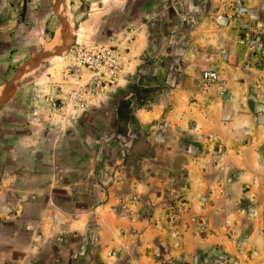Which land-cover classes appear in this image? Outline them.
I'll list each match as a JSON object with an SVG mask.
<instances>
[{
	"label": "crops",
	"instance_id": "crops-1",
	"mask_svg": "<svg viewBox=\"0 0 264 264\" xmlns=\"http://www.w3.org/2000/svg\"><path fill=\"white\" fill-rule=\"evenodd\" d=\"M227 1L166 0L54 129L19 63L0 82V264H264V0Z\"/></svg>",
	"mask_w": 264,
	"mask_h": 264
},
{
	"label": "rangeland",
	"instance_id": "rangeland-1",
	"mask_svg": "<svg viewBox=\"0 0 264 264\" xmlns=\"http://www.w3.org/2000/svg\"><path fill=\"white\" fill-rule=\"evenodd\" d=\"M155 2L150 9V0H0V82L6 81L19 63L21 75L28 73L27 84L37 87L32 101L43 107L42 110L45 105L49 111L50 129L55 128L54 121L61 124L77 120L92 107L106 102L107 93L127 72L132 61L127 52L139 31L140 21L155 11L167 23L172 20L170 11L164 8L166 0ZM227 2L222 10L229 17L226 10L236 2ZM173 7L177 14L182 10L179 4ZM94 44L118 47L123 56V65L114 83L103 87L105 80L100 79L95 85L87 79L90 73L85 69L77 82L63 80L61 71L68 62L69 50L73 46ZM176 51H180L179 47ZM173 66H176L174 61L170 63ZM219 78L224 81L220 75ZM213 86L210 90L219 96ZM11 93L4 96L0 108ZM147 98L148 93L142 92L139 101L144 103ZM91 122L95 124L94 119ZM11 129L9 126V132Z\"/></svg>",
	"mask_w": 264,
	"mask_h": 264
},
{
	"label": "built area",
	"instance_id": "built-area-1",
	"mask_svg": "<svg viewBox=\"0 0 264 264\" xmlns=\"http://www.w3.org/2000/svg\"><path fill=\"white\" fill-rule=\"evenodd\" d=\"M247 34H245L246 38ZM122 58L118 47H107L103 44L89 46H73L68 53V62L61 71L63 79H71L75 82L82 75V70H87L90 74L87 79L97 85L100 79L105 80L104 86L114 83L122 63ZM203 86L214 85L217 95L223 94L224 83L219 78V74L213 69H203L199 75Z\"/></svg>",
	"mask_w": 264,
	"mask_h": 264
},
{
	"label": "water",
	"instance_id": "water-1",
	"mask_svg": "<svg viewBox=\"0 0 264 264\" xmlns=\"http://www.w3.org/2000/svg\"><path fill=\"white\" fill-rule=\"evenodd\" d=\"M20 67H21V66H20ZM17 70H18V69H17ZM17 70H16V71H17ZM21 71H22V68H21ZM15 73H16V72H15ZM15 73H14V74H15ZM14 74H13V75H14ZM13 75L9 78V80H8L7 82H9V81L12 79ZM3 94H4V93H3ZM2 96H3V95H2ZM5 96H6V95H5ZM2 100H3V98L0 100V103L2 102Z\"/></svg>",
	"mask_w": 264,
	"mask_h": 264
}]
</instances>
